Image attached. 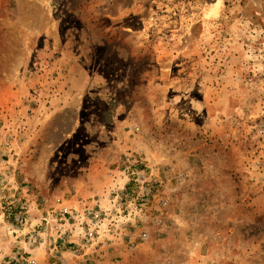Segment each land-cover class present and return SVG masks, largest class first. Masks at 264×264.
<instances>
[{
	"label": "rangeland",
	"instance_id": "1",
	"mask_svg": "<svg viewBox=\"0 0 264 264\" xmlns=\"http://www.w3.org/2000/svg\"><path fill=\"white\" fill-rule=\"evenodd\" d=\"M3 232L0 264H264V0H0Z\"/></svg>",
	"mask_w": 264,
	"mask_h": 264
},
{
	"label": "crops",
	"instance_id": "2",
	"mask_svg": "<svg viewBox=\"0 0 264 264\" xmlns=\"http://www.w3.org/2000/svg\"><path fill=\"white\" fill-rule=\"evenodd\" d=\"M2 238H4L5 239V241H7L8 240V242H12L11 240H15L14 239V237H9L8 236V234H6L5 232H3V234L1 235V237H0V239L2 240ZM16 244H21V245H23V244H25V242L23 241V242H16ZM11 246V245H10ZM10 246H5V249H4V251H5V253H3L2 254V256H4V254H10L9 253V250H10ZM25 248H27V246H25V245H23ZM30 248V247H29ZM26 251H28L29 252V249H25ZM53 250H54V248H53ZM51 251H52V249H51ZM58 254H57V258L59 259L58 261H59V263L60 264H76V263H71L70 262V260L68 259V257L67 256H71V253L68 251V250H61V251H58V249H57V251H56ZM13 254V253H12ZM1 256V255H0ZM71 258V257H70ZM72 261V260H71Z\"/></svg>",
	"mask_w": 264,
	"mask_h": 264
},
{
	"label": "built area",
	"instance_id": "3",
	"mask_svg": "<svg viewBox=\"0 0 264 264\" xmlns=\"http://www.w3.org/2000/svg\"><path fill=\"white\" fill-rule=\"evenodd\" d=\"M20 208H21L22 211H19L17 214H15L14 220L16 221V223H20L21 224V223H23L25 221L24 213L26 212L25 210L28 208V206L25 205V204H21ZM69 213L70 212H69L67 207H62L61 209H59V214L62 215V216L66 215V214H69ZM43 219L45 220V218H43ZM11 227H12V225H10V224L5 226V228L8 229V230H10ZM92 234H93V232H92V229H90V228H88L87 232L84 233V235L88 236L89 238H92ZM17 260H19V258H17L14 261H17ZM28 264H32V263H30V261H28Z\"/></svg>",
	"mask_w": 264,
	"mask_h": 264
}]
</instances>
